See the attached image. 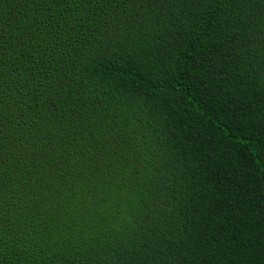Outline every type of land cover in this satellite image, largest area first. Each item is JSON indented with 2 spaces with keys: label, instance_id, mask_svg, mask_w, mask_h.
<instances>
[{
  "label": "trees",
  "instance_id": "1",
  "mask_svg": "<svg viewBox=\"0 0 264 264\" xmlns=\"http://www.w3.org/2000/svg\"><path fill=\"white\" fill-rule=\"evenodd\" d=\"M0 264H264V0H0Z\"/></svg>",
  "mask_w": 264,
  "mask_h": 264
}]
</instances>
